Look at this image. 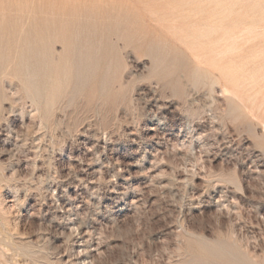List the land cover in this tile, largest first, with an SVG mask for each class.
<instances>
[{"label":"rangeland","instance_id":"obj_1","mask_svg":"<svg viewBox=\"0 0 264 264\" xmlns=\"http://www.w3.org/2000/svg\"><path fill=\"white\" fill-rule=\"evenodd\" d=\"M0 264H264V0H0Z\"/></svg>","mask_w":264,"mask_h":264},{"label":"bare ground","instance_id":"obj_2","mask_svg":"<svg viewBox=\"0 0 264 264\" xmlns=\"http://www.w3.org/2000/svg\"><path fill=\"white\" fill-rule=\"evenodd\" d=\"M25 25H26V24H25ZM196 48H197V47H196ZM193 49H194V48H193ZM199 49H200V48H199ZM199 49H198V50H199ZM201 49H202V48H201ZM194 50H195V49H194ZM202 50L205 51L206 49H202ZM195 52H196V50H195ZM201 52H202V51H201ZM205 52H206V51H205ZM207 52H208V51H207ZM193 54H194V53H193ZM197 54H198V53H197ZM203 54H205V53H203ZM194 55H195V54H194ZM195 56H196V55H195ZM199 56H200V55H199ZM199 56H198V57H199ZM203 56H206V55H203ZM201 57H202V54H201ZM207 57H208V56H207ZM196 59H197V58H196ZM201 59H202V58H201ZM203 60H204V58H203ZM210 60H211V59H210ZM211 61H212V60H211ZM204 64H205V62H204ZM217 64H218V63H217ZM214 65H215V63H214ZM218 65H219V64H218ZM226 75H227V74H226ZM227 77H228V76H227ZM227 77H226V78H227ZM241 83H243V82H241ZM241 85H242V84H241ZM241 85L238 84V86H241ZM238 86H237V87H238ZM238 88H241V87H238ZM225 89H226V88H225ZM228 93H229V92H228ZM234 95L236 96L237 94L234 93ZM236 98H237V97H236ZM239 100H240V99H239ZM252 107H253V106H251V108H252ZM245 108H246V107H245ZM258 111H259V110H258Z\"/></svg>","mask_w":264,"mask_h":264}]
</instances>
